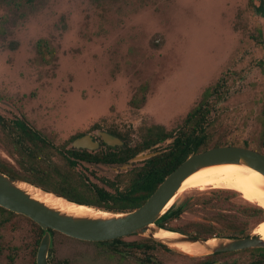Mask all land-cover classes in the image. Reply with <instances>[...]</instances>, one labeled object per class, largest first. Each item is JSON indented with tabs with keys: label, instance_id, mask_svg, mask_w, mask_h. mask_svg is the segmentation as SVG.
Masks as SVG:
<instances>
[{
	"label": "rangeland",
	"instance_id": "374dc122",
	"mask_svg": "<svg viewBox=\"0 0 264 264\" xmlns=\"http://www.w3.org/2000/svg\"><path fill=\"white\" fill-rule=\"evenodd\" d=\"M40 39L51 57L42 59L37 52ZM142 86L145 102L134 109L129 101ZM214 88L217 93L206 100L210 142L264 153V0H0V160L37 182L58 186L62 178L81 180L74 187L84 198L93 196L92 185L111 191L103 180H119L125 189V174L145 160L127 172L85 163L68 172L59 152L66 155L72 139L85 134L99 139L97 132L114 133L134 146L152 126L175 131ZM18 119L48 146L40 151L24 142L21 150L17 131L9 129ZM171 142L147 154L161 153ZM225 196L210 188L182 193L172 207L185 203L186 208L168 226L209 238L204 236L220 227L225 215L239 214L234 206L246 202L239 194L230 202ZM37 234L28 220L0 210V264H35ZM150 241L127 237L124 242L147 248L117 253L109 245L56 234L48 259L194 264L202 258ZM256 250L236 252L239 262L233 264H255Z\"/></svg>",
	"mask_w": 264,
	"mask_h": 264
},
{
	"label": "water",
	"instance_id": "95a60500",
	"mask_svg": "<svg viewBox=\"0 0 264 264\" xmlns=\"http://www.w3.org/2000/svg\"><path fill=\"white\" fill-rule=\"evenodd\" d=\"M97 135L108 147L124 146V141L110 133L97 132ZM160 144L154 145L151 149L158 147ZM98 146L99 143L93 141L90 134L76 137L71 142V147L75 150L95 151L98 149ZM151 149L138 153L125 164L116 167L107 165V167L116 173L120 171L127 172L133 166V163L147 160L159 154V152L147 154ZM222 165L247 167L264 177V153L244 147L228 145L214 147L205 152L189 156L157 186L144 204L130 212H108L85 204L71 202L28 182L9 177L2 172H0V207L28 218L43 231L36 251L35 264H50L48 261V252L52 247L50 231L57 232L74 240L91 243L111 242L127 236L138 235L149 238L190 257H204L216 253L237 252L247 249H264V240L255 233L241 238H223L218 236L195 238L158 226L162 217L174 205L173 203L168 208L169 203L177 196L179 189L187 178L203 169ZM21 183L39 189L43 194H51L55 198H61L67 203L89 207L95 211L105 212L108 215L94 217L69 214L35 198L29 192L19 187ZM162 230L176 233L177 236L173 238L155 237L156 233ZM178 243L196 245L203 251L199 255H189L172 247V245Z\"/></svg>",
	"mask_w": 264,
	"mask_h": 264
},
{
	"label": "trees",
	"instance_id": "16d2710c",
	"mask_svg": "<svg viewBox=\"0 0 264 264\" xmlns=\"http://www.w3.org/2000/svg\"><path fill=\"white\" fill-rule=\"evenodd\" d=\"M25 1L27 3H31L32 0ZM36 49L42 59L51 57L53 54L52 50L48 48L47 42L43 39L38 40V42L36 43ZM212 92L216 94V88H214L212 91L208 89L204 92L203 98L200 103L187 114L183 121V124L175 131H166L161 126H152L147 129L143 141L134 146L125 144L122 147L107 148L104 151L99 150L96 152H87L85 150H75L73 148H69L66 151V156L62 155L59 152L60 156L65 161V165L69 170L68 172H71L78 165V163L103 166L122 165L129 162V160L136 156L138 153L143 152L147 149H151L154 145L162 143L165 140L172 139V142L161 153L145 160L140 166L132 168L129 173L125 174L128 175L127 186L122 192L116 189V192L112 194L103 189L94 187V189H92L93 196L91 198H84L76 192V187H74L76 181L77 183L82 184V182H80L81 180L72 179L71 183L69 182L68 178H62L58 186L46 185L42 182L19 177L15 174L14 170L7 166L4 162H2V160H0V172L9 177L28 182L46 192L53 193L71 202L85 204L96 209L114 213H125L133 211L144 204L148 197L155 191L157 186L171 172H173L178 166H180L189 156L200 152H205L214 147L228 145L220 141L214 143L210 142L208 130L209 125L207 123L210 109L206 103V100L209 95L212 94ZM145 93V87H139L131 97L129 105L134 109L141 108L145 102ZM2 100L3 98L0 96V102ZM2 122L3 119L0 117V124ZM6 127L9 128L8 126ZM9 129H11V131H17L16 139L18 137H21V141L22 139H26L25 141L28 143V146H34L37 150L39 149L41 151V146H48V143L41 136V134L26 125L22 120H15L11 128ZM115 136L126 142V140L120 135ZM73 140L74 139H72V141ZM19 142L20 141L18 140L16 141L17 144ZM105 183L107 185H111L112 187L114 186V184L110 181H105ZM213 190H215L216 193H227V196H225L224 200H227V202H230L233 199L234 195H238V193L234 191L221 189ZM246 202L242 205H239L238 207L234 206L235 208H237L236 211L239 214H233L230 216L225 215L224 223L222 225H219L220 227L212 228L204 237L218 236L223 238H241L249 236L251 229H254L258 226V224H261V222L264 221V210L255 204L253 205ZM185 208V203H183V205H178L176 208L171 207L170 210L162 217L161 221L158 223V226L166 230L184 234L179 229L168 226V223L174 219L179 218ZM0 210L10 214L11 216L17 215L1 207ZM21 217L28 220L37 228L38 234L37 240L35 242L37 247L42 237L43 231L37 224L29 220L28 218L24 216ZM50 233L52 237L56 234H59L54 231H50ZM190 236L200 237L199 235L193 234ZM102 244L104 243H97V245ZM158 245L162 246L161 244ZM162 247L167 249L164 246Z\"/></svg>",
	"mask_w": 264,
	"mask_h": 264
},
{
	"label": "bare ground",
	"instance_id": "6f19581e",
	"mask_svg": "<svg viewBox=\"0 0 264 264\" xmlns=\"http://www.w3.org/2000/svg\"><path fill=\"white\" fill-rule=\"evenodd\" d=\"M19 187L44 203L61 209L69 214L77 216L89 215L94 217L108 215L105 212L95 211L89 207L67 203L61 198L53 197L51 194H43L39 189L25 183L19 184ZM207 188L234 191L238 193L243 200L255 204L264 210V177L250 168L233 165L210 167L193 174L183 182L177 196L169 203L168 208L182 193L192 189L204 190ZM255 234L264 240V221L258 224ZM176 236V233L163 230L155 235L157 238H173ZM172 247L189 255H199L203 251L196 245L186 243L174 244Z\"/></svg>",
	"mask_w": 264,
	"mask_h": 264
},
{
	"label": "flooded vegetation",
	"instance_id": "af4514ba",
	"mask_svg": "<svg viewBox=\"0 0 264 264\" xmlns=\"http://www.w3.org/2000/svg\"><path fill=\"white\" fill-rule=\"evenodd\" d=\"M249 3V0H247V4ZM26 124V123H25ZM27 125V124H26ZM29 126V125H28ZM34 130V129H33ZM112 135H114L115 136V134L114 133H111ZM80 136H82V135H80ZM92 136V135H91ZM77 137H79V136H77ZM76 138V137H75ZM74 138V139H75ZM92 138H93V141H96V142H98L99 143V146H98V149L97 150H95V151H101V150H106L107 148H113V147H108L107 145H105L101 140H100V138L99 139H97V138H95L94 136H92ZM20 141L19 143H18V145H20L21 146V150H25L26 149V146H24L23 145V143L24 142H26L25 140L26 139H22V141H21V137H18L17 139H16V141ZM125 144H127V145H129V142H124V145ZM228 146V145H227ZM231 146H233V145H231ZM122 147V146H121ZM72 148V147H71ZM115 148V147H114ZM85 151H87V150H85ZM95 151H87V152H95ZM64 156H66V155H64ZM89 165H94V164H89ZM107 166V165H106ZM15 172V171H14ZM15 174L16 175H18L19 177H21V178H26V179H30V178H28V177H25V176H23V175H20V174H18V173H16L15 172ZM117 176H115V178H116ZM114 178V179H115ZM30 180H33V179H30ZM35 181V180H34ZM105 181L106 180H103V182L105 183ZM113 181H115V180H113ZM119 180H116V184H114V186L112 187L111 185H107L106 184V186L107 187H109L110 189H111V191H107V190H105V191H107V192H109V193H112V194H114L115 192H116V189L118 190V191H120V192H122V191H124L125 189H122V188H119V185L117 184V182H118ZM112 183V182H111ZM94 187H96V186H93L92 185V187H91V190L92 189H94ZM98 188V187H97ZM98 189H102V188H98ZM122 189V190H121ZM104 190V189H103ZM93 192V191H92ZM131 236H136V235H131ZM127 237H130V236H127ZM127 237H124V238H120V239H116V240H113V241H111V242H101V243H104V244H102V245H109L110 247H111V250H112V252H117V253H121V251L120 250H122L121 248H125V249H131V248H134V249H141L142 248V251H144L143 250V248H147V246H142L141 244H139V243H136V242H132V243H126V242H124V239L125 238H127ZM82 242V241H81ZM151 242V241H150ZM89 243H91V242H89ZM151 243H153V244H156L157 242H151ZM93 244H97V243H93ZM158 244H160V243H158ZM158 244H156V245H158ZM162 245V244H161ZM159 246V245H158ZM163 246V245H162ZM162 246H160V247H162ZM165 247V246H164ZM165 249V248H164ZM237 252H239V251H237ZM256 254H255V257H257L258 259L257 260H255V264H264V249H261V250H256ZM234 254H236V252H225V253H216V254H213V255H208V256H204V257H202V258H197V259H193V263L194 264H233V263H235V262H239V257H234L235 255ZM49 258V257H48ZM229 258H232V259H229ZM148 261H149V263L152 261L151 260V258H148L147 259ZM48 261H49V263L50 264H52L51 262H50V260L48 259Z\"/></svg>",
	"mask_w": 264,
	"mask_h": 264
}]
</instances>
